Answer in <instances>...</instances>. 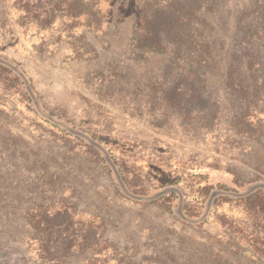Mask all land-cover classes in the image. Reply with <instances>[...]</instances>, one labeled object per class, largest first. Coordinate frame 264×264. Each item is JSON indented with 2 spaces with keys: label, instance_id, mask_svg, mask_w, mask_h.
I'll use <instances>...</instances> for the list:
<instances>
[{
  "label": "rangeland",
  "instance_id": "obj_1",
  "mask_svg": "<svg viewBox=\"0 0 264 264\" xmlns=\"http://www.w3.org/2000/svg\"><path fill=\"white\" fill-rule=\"evenodd\" d=\"M258 4L0 0V264H264Z\"/></svg>",
  "mask_w": 264,
  "mask_h": 264
},
{
  "label": "trees",
  "instance_id": "obj_2",
  "mask_svg": "<svg viewBox=\"0 0 264 264\" xmlns=\"http://www.w3.org/2000/svg\"><path fill=\"white\" fill-rule=\"evenodd\" d=\"M259 4H258V8L263 7L264 10V0L263 2L261 0H258ZM261 2V3H260ZM263 5V6H262ZM189 20V19H188Z\"/></svg>",
  "mask_w": 264,
  "mask_h": 264
}]
</instances>
